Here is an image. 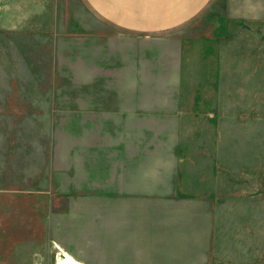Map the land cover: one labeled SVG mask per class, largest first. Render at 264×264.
<instances>
[{"label": "rangeland", "instance_id": "374dc122", "mask_svg": "<svg viewBox=\"0 0 264 264\" xmlns=\"http://www.w3.org/2000/svg\"><path fill=\"white\" fill-rule=\"evenodd\" d=\"M13 245L264 264V0L155 37L80 0H0V264Z\"/></svg>", "mask_w": 264, "mask_h": 264}, {"label": "crops", "instance_id": "0c3cea01", "mask_svg": "<svg viewBox=\"0 0 264 264\" xmlns=\"http://www.w3.org/2000/svg\"><path fill=\"white\" fill-rule=\"evenodd\" d=\"M85 9L95 18L129 37H155L172 33L192 23L206 13L216 0H80ZM25 221V220H24ZM26 225V226H25ZM10 223V231L27 233L29 226ZM29 242V240L27 239ZM64 245V244H62ZM65 246V245H64ZM62 246L72 257L64 254L63 263L83 264L67 247ZM54 247L60 249L58 242ZM61 247V246H60ZM69 249V250H67ZM25 255L24 245H13L10 248V264H20L14 259L16 255ZM60 256V254H59ZM57 260V258H56ZM85 263V262H84ZM92 263V262H89ZM98 264H180L174 258L143 257H110L103 258ZM187 263V262H185Z\"/></svg>", "mask_w": 264, "mask_h": 264}, {"label": "bare ground", "instance_id": "6f19581e", "mask_svg": "<svg viewBox=\"0 0 264 264\" xmlns=\"http://www.w3.org/2000/svg\"><path fill=\"white\" fill-rule=\"evenodd\" d=\"M61 260V259H60Z\"/></svg>", "mask_w": 264, "mask_h": 264}]
</instances>
